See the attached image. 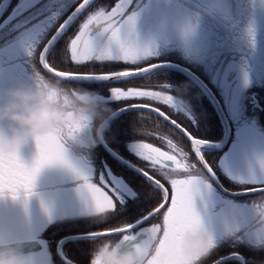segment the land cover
Masks as SVG:
<instances>
[{"label":"snow or ice","instance_id":"6c2138e0","mask_svg":"<svg viewBox=\"0 0 264 264\" xmlns=\"http://www.w3.org/2000/svg\"><path fill=\"white\" fill-rule=\"evenodd\" d=\"M264 2V0H262ZM75 3V0H17L9 11L10 0H0V89L14 84L30 83L37 76L46 78L36 69L32 59L38 47L44 42L47 33L54 26V22ZM94 0H82L71 15L60 24L59 28L44 43L39 53V63L50 74L48 79H62L64 84L92 90L86 85L95 84L97 87L110 81H122L133 75L145 77L156 73L160 65L152 63L147 68H141L133 74L129 71H117L107 74L78 73L57 70L53 63L49 62V56L53 62L59 60L82 66L86 62H124L125 64H140L151 60L156 53L148 47L137 44L131 39L135 29L136 12L134 0H119L111 10L100 6L87 16L80 24L78 33L72 38L66 49L56 50L55 46L65 33L70 24L85 9L92 5ZM129 11L130 6H133ZM7 13V14H6ZM6 14V15H5ZM186 30L191 31L193 24L186 21ZM250 41L254 39L253 29L248 28ZM7 64L18 68V71L5 77ZM54 73V76L51 74ZM168 89L165 83L162 86ZM99 94L103 102L109 107L112 102L134 98H149L162 101L174 109L177 113H184L186 117L195 123L194 118L186 109L177 108L172 95H164L160 91H147L139 88L111 87L109 94L105 96L98 90H92ZM143 105H129L121 108H111L115 119L111 122L110 135L114 141L119 142V125L123 118L133 110L142 109ZM158 113L164 120L169 117L159 109H151ZM138 116L143 120V115ZM171 123L180 129L191 141L192 150L199 158V163L204 171L196 169V165L188 163L187 153L180 150L183 159L177 155L163 151L149 143L130 140L127 147L131 154L146 162L148 167L157 175L162 176L171 186L165 187L159 179H156L149 171L126 161L127 168L147 182L151 193L162 202H159L147 212H141L140 206L145 198H149L148 190L143 184L134 180L118 176L104 163V171L99 174L100 186L92 182L96 173L94 165L88 163L83 157L69 153L63 141L55 136L37 137L35 155L31 163L26 164L18 154L12 156H0V198L5 196L12 200H21L27 205L29 198L37 195L34 192L36 180L42 170L50 167H62L70 171L73 176L82 180V185L77 189L85 201L91 202L88 211L89 218H96L103 223L109 215L119 216L126 222L122 227L112 229L113 233L122 234L120 241L129 249L136 248L138 238L151 232L156 234V239H149L146 248L137 252L140 264H189V261L181 255L180 247L183 237L203 228L210 241L208 256L221 247H227L232 251L220 255L214 264H264V230H257V224H264V161L261 162L259 175L248 177L229 176V179L238 186L239 191H230L219 180L217 172L205 160L202 154L204 141L195 138L188 130L181 128L175 121ZM75 129L70 128L69 132ZM150 134V133H143ZM167 145L176 150L177 145L171 139L161 136ZM105 151L117 159L123 160L118 150L111 147L108 137L103 145ZM105 173L107 179H105ZM183 174L182 178H178ZM255 187L248 188L246 186ZM259 193V203L246 202L241 206L236 197L246 196L249 193ZM162 213V223L145 227L147 221L158 213ZM132 212V216L125 213ZM162 233V238L158 234ZM100 232L88 233L89 239L95 240L101 236ZM2 239V238H0ZM245 247L250 252L260 255L248 256L238 249ZM154 252V255L152 254ZM151 255V259H146Z\"/></svg>","mask_w":264,"mask_h":264},{"label":"rangeland","instance_id":"374dc122","mask_svg":"<svg viewBox=\"0 0 264 264\" xmlns=\"http://www.w3.org/2000/svg\"><path fill=\"white\" fill-rule=\"evenodd\" d=\"M202 1L203 0H197L198 3H201ZM81 2L82 0L79 1L73 7V9H75ZM173 3V0H134L135 7L133 5L129 8L131 9L132 7H134V9H136L134 11L136 12L137 16L135 29L131 39H133L137 44L148 47L150 50L154 51L156 53V56L151 60L144 61L140 64H130V69L128 70H138L139 68L149 66L152 63H159L158 60L174 57L178 61L187 62L188 65H191L194 68L200 67L199 70L203 77H205L212 84H217L219 82V84L223 87L228 86L227 78L230 71L237 72V78L241 81L238 83L240 90H242L243 85H249L248 83H252V81H250L251 79L255 80L258 77H261L260 79H262V77H264V68H261L262 66L260 65L257 66L256 60H250L251 58H256L254 45H248L249 53L247 55L237 54L233 52L237 44L248 41V28L251 27L253 30L255 29V22H253L252 17H248V19H250L251 25H245V32L241 33L243 35V38H238V36H230L227 40V47L224 45L225 42L221 40L224 34L220 33L219 31H222L223 33L239 32V27H243L242 19H240V14H244L243 5L235 7V4L234 7L231 8L232 13L228 12L229 20H231L230 23L224 24V27L222 29L214 27L212 31L213 33L207 30L205 24H202L201 26H195L194 22H192L195 29V40L201 49V57L199 60L201 63L196 64L199 66L198 67L191 64V62H194L186 57L185 53L183 52V47L182 55H179L178 53L180 44H178L176 34L171 31V29L175 25H177L174 22V17H176V14L175 12H173ZM100 6L105 7L106 10H111V7L107 5V1L104 0L102 3H98V5H96L95 7L93 6V9L89 11V14H91ZM158 7L161 8L159 9ZM240 8L242 9V11ZM69 9L70 7L68 8V10ZM157 11L158 13H156ZM140 17H142L144 21L137 22ZM179 17H181V20L185 21L188 19V14L187 12L180 11ZM195 19L202 22H206L207 20V18L204 16V13L198 15L196 12ZM260 19H262L261 15ZM162 22L166 25V31H160L158 28V25H160ZM216 28L219 29V31H217ZM202 29L208 32L207 34H209L210 38L206 36L205 32ZM244 30L242 28V31ZM253 34L254 36H256V33ZM235 41V45L231 47L230 44ZM212 47L213 50L211 52L205 53L207 49H210ZM3 62L7 64L6 59H4ZM99 63L106 64L108 63V61ZM219 65L221 66L218 67ZM16 71H18V68L7 66L5 68V77L8 74ZM257 80H259V78ZM136 88H138V86ZM238 95L239 96L235 97V100L232 103V112L235 113L234 121L236 123V128H238L240 132L235 139L233 138V141L227 148V151H225L224 154L219 157L221 170L228 177H248L250 175H259L261 172V162L264 161V123L262 122V119L257 116V114L249 112L250 107L247 106V104H245L244 106L243 103L247 101L246 96L241 95L240 93ZM246 110L249 113H247ZM180 150L181 148L177 147L176 150L172 149L168 150V152L177 155L178 159H183L180 155ZM35 151L36 149L34 142H29L20 150L18 155L26 164H29L31 163L32 157L35 155ZM96 155L97 153L94 150L91 153L83 154L80 156L83 157L88 163L94 165V167L96 168V173L93 177L95 179L92 182L96 183L97 186H100L99 176L97 177V174L98 171H104V169L101 170L99 165L101 162L103 164H107V162L105 158L101 160ZM108 167L110 168V166ZM113 173L116 174L114 171ZM105 179H107L106 173ZM82 183V180L75 178L73 174L65 168H45L38 176L34 188V192H36L35 189L40 188V191H42L43 194H37L38 192H36L37 195L29 198L26 206L23 203L22 199L12 200L8 196L0 198V213L2 214L1 217H3L4 219H15L18 217L26 219L29 214L37 213V211L39 212V214L48 216L47 219H49V222L62 218H69L72 215L81 217V215L83 214L85 216H88L87 213L91 209V202L85 201V199L77 191ZM247 187L252 188L253 185H248ZM4 199H6L5 203L7 204H4L2 206L1 204ZM237 201L241 206H245L246 202H248H241L239 200ZM253 201L259 203V197L254 199ZM253 201H249V203H252ZM22 226L23 225L21 224V227ZM9 228V230L5 229L3 232L1 231L0 238L7 239L9 242L17 241V239L27 240L40 238L32 236L31 232L27 235L19 234L20 236L13 237L9 234L13 231H16V228L12 226ZM158 236L159 238H162V233L158 234ZM146 259H151V255H149ZM34 264H54V261L49 256H47L45 258L39 259V261Z\"/></svg>","mask_w":264,"mask_h":264},{"label":"trees","instance_id":"16d2710c","mask_svg":"<svg viewBox=\"0 0 264 264\" xmlns=\"http://www.w3.org/2000/svg\"><path fill=\"white\" fill-rule=\"evenodd\" d=\"M104 0H99L98 3H102ZM107 1V5L109 7H114L118 0H105ZM94 5V6H96ZM110 8V9H111ZM108 9V7H107ZM168 61H173L175 63L183 64L182 62L176 60L174 57L167 58ZM57 70L66 71V72H78V73H96V74H107L117 71H127L130 69V64L126 65L124 62H108L106 64L99 63L96 61H90L85 63L82 66L74 65L70 67L68 65H64L61 67L59 63H55ZM185 64V63H184ZM186 65V64H185ZM45 73V72H44ZM167 84L169 86L168 89H164L163 84ZM144 89L147 91H160L164 95L169 94L175 97L177 95V91L184 86H186L183 100L186 101V110L191 114L194 118L195 123L189 120L184 113H177L174 109L165 105L162 101L152 100L149 98L140 99H128V100H120L112 102L110 108H121L124 106L134 105V104H147L153 105L157 107L159 110H163L172 120L178 122L184 129L188 130L195 138H199L202 140H210L214 142H218L222 136L224 128H222L221 120L215 113L214 108L210 105L208 99L203 96L200 89L195 86L189 79L185 76H182L175 71L161 70V72H157L149 77H144L142 79L136 81L123 82L118 84H107L101 85L97 87V85H86V87H91L92 90H98L101 94L109 91L111 87H120L122 89L132 88ZM264 105V104H262ZM138 111L143 115V120H141L138 116ZM262 122L264 123V112L261 114ZM120 128V136L119 142L114 141L111 138L110 133H108V143L114 149L118 150L119 153L128 161H131L134 165H137L145 170L149 171L156 179H159L161 183L168 187L169 193L171 194V186L167 180H165L162 176L157 175L152 169H150L146 162L141 161L139 158L131 154L128 150V143L130 140H135L139 142L149 143L151 145L155 144L163 151L172 150L167 143L166 139H160L161 136L166 137L167 139H171L174 144L177 145L178 148L188 156V163L196 165V169H199L201 172L204 171L201 164L196 159L194 151H192V146L190 141L184 138L178 131L173 129L165 120H162L157 114L151 113L147 110H133L129 112L124 118L123 121L119 125ZM150 133V134H143ZM98 158L103 160L106 159L107 165L118 175L123 176L127 179L134 180L137 183H141L149 192V198H145L143 203L140 206L141 212H147L152 207H154L159 202H162V196L159 200L156 199L155 195L151 193V188L147 184V182L143 179V177L138 176L131 170H129L126 166L119 164L116 160H114L111 156H109L103 149L102 146L95 149ZM224 152H212V151H204V156L207 162L213 167V169L217 172L219 180L228 188L229 190L239 191L241 190V186L235 185L229 179V177L224 174L221 170L219 157H221ZM103 163L101 162L99 167L100 169H104ZM101 172V171H100ZM98 171V174H100ZM97 174V177L99 176ZM183 174L178 178H182ZM95 178H93L94 180ZM247 187V186H246ZM255 187V186H253ZM251 188V187H248ZM37 194H43L39 189H35ZM35 192V193H36ZM259 195L247 196L242 198H236L239 201H253L258 198ZM5 200L2 202V206L5 203ZM163 213V212H162ZM162 213L156 216L155 219L146 223L145 227H150L152 224L162 223ZM132 212L125 213V216L131 217ZM0 213V233L5 229L9 230V227L16 228V231L11 232L9 235L16 237L20 236L19 234L27 235L28 233H32V236H36V238L40 237L44 239L49 244V251L53 255L54 264H63L60 261L58 255H56V248L60 240L64 237L71 235H81L88 234L90 232H103V231H111L117 227H122L126 222L125 219H122L119 216L109 215V218L101 223L96 218H89V216L81 215L80 216H70L69 218H62L59 220L50 221L48 216L37 213L29 214L26 219L23 218H3ZM21 224L23 225L21 227ZM118 236H114L111 238H96L92 239H82L80 241H71L64 243L62 248L63 255L66 256L68 260L71 262L74 261L76 264H89L90 262V252L94 246V243L103 239H111L114 241L118 240ZM242 254H246L248 256L255 255L257 259H260V255L256 253H252L249 249L245 247H241L238 249ZM232 251V249L227 247H221L217 250H214L209 256H207L202 261L198 262V264H214L217 258L225 252ZM154 255V254H153Z\"/></svg>","mask_w":264,"mask_h":264},{"label":"clouds","instance_id":"9594fccd","mask_svg":"<svg viewBox=\"0 0 264 264\" xmlns=\"http://www.w3.org/2000/svg\"><path fill=\"white\" fill-rule=\"evenodd\" d=\"M166 31L165 23L158 25ZM172 32L182 42L186 57L199 62L201 49L195 40V29L186 30L184 23L175 25ZM247 37L248 31H247ZM234 51H239L235 48ZM186 86L177 91L174 104L186 109L183 95ZM115 119L113 110L103 102L98 93L64 84L62 79L37 76L30 83L14 84L0 89V156H12L20 152L37 137H59L66 150L76 156L93 152L105 144ZM75 129L70 133L69 129ZM264 230V224H257ZM156 239L148 232L138 238L136 248L129 249L124 243L103 239L94 243L89 264H140L138 250L146 248V242ZM181 255L189 264H198L210 252V241L203 228L186 234L181 242ZM0 264H34L33 258L0 239Z\"/></svg>","mask_w":264,"mask_h":264},{"label":"flooded vegetation","instance_id":"af4514ba","mask_svg":"<svg viewBox=\"0 0 264 264\" xmlns=\"http://www.w3.org/2000/svg\"><path fill=\"white\" fill-rule=\"evenodd\" d=\"M79 1H81V0H75V3H73L70 6V9L69 10L67 9V11H65L58 18V20L54 22V26L45 36L44 42L41 43V45L38 47L36 55L33 58H31L32 63L34 64L36 69L38 71H40L41 74H44V76L46 78H50V76L46 73V71L43 70L42 66L39 63V53L42 50L44 43H46L47 40L51 38V36L59 28L60 24H62L67 19V17L72 13V11L74 10L73 7ZM173 1H174L173 12H175V14H176V17H174V22L176 24H181V23L186 22V21L191 22V23L194 22L195 26H198V25L201 26L202 24H205L207 30L211 33H213L212 31H213L214 27L222 29L224 27V24L230 23L231 20H229V17H228L229 13L228 12L232 13L231 8L234 7L235 4H236L235 7L243 5L244 14L243 13L240 14V19H242V26L243 27H239V30H240L239 32H229V33L224 32L223 33L222 31H219V29H217V28H216V30L219 31L220 33L224 34L222 36L221 40L225 42L224 45L227 47V44H228L227 40L229 39L230 36H232V37L238 36V38H243V35L241 33L245 32V30H244L245 25H251L250 19H248V17H252L253 22H255V25H254L255 29L253 30V33H256V36H254V39L251 41H250V39H248V41H244V39H243V41H244L243 43L241 42L235 46V48H237V47L239 48V51L238 52L233 51V52H235L237 54L247 55L249 53L248 45H250V46L254 45L255 51H256V58H251L250 60H253V59L256 60V62H257L256 65L257 66L260 65V66H262L261 68H264V51H263V49H264V32H263L264 31V2H262V0H203L201 3H198L197 0H173ZM16 2H17V0H11L10 1V5H9V9H8L9 11L11 10V7H13L16 4ZM42 2H47V0H42ZM118 2H119V0H118ZM158 8L160 9L161 7H158ZM158 8H156V9H158ZM134 10H136V9H134ZM129 11H131V9H129ZM180 11L187 12V14H188L187 20H185V21L181 20V17H179ZM194 11L198 15H200L201 13H204V16L207 18L206 22L196 20ZM241 11H242V9H241ZM89 13L90 12L83 14V17H81L76 23H74L72 25V29L65 36H63L62 40L55 46L57 51L67 48V45L69 44L70 40L72 38H74V36L78 33L80 24L87 18ZM153 13H155V12H153ZM156 13H158V11ZM260 15H261L262 19H260ZM2 19H3V17H1V20ZM142 21H144L142 19V17H140L137 20V22H142ZM242 28L244 31H242ZM202 30L205 32L206 36L209 37V34H207L208 32H206L204 29H202ZM177 40H178V44H180V48H179L178 53H179V55H182V42L178 36H177ZM3 43H4L3 41H0V45H2ZM235 43H236V41L232 42L230 44V46L233 47L235 45ZM212 50H213V47L210 49H207L205 53H209ZM159 61L160 60H158V62ZM49 62L53 63L54 67H56L55 63H59V65L61 67L63 66V64L65 66L68 65L70 67H73L75 65V64L71 63L70 58L67 62H61L59 60L53 62V58L51 55L49 56ZM182 63H185L186 65H188V63L185 61H182ZM200 63H201L200 61L194 62V63L191 62V64L195 65V66H198L196 64H200ZM3 64H4L5 68L7 66H9V65L5 64L4 62H3ZM188 66H189L190 70L194 71L197 75H199L203 80H205L207 82V85L210 86V88L213 91V93L215 94V96L218 97L220 103L222 104V107H224V110L226 112V116L229 118L230 125L232 128V137H231V141H230L229 145L233 141V138L235 139L236 136L238 135V133L240 132L239 129L236 128V123L234 121L235 120V113L232 112V107H233L232 103L234 102L235 97L239 96L238 95L239 93L241 95L246 96L247 101L243 104H244V106H245V104H247V106L250 107L249 112L255 113V114H257V116H259L261 118V114H262V112H264V105H262V104H264V77H262V79H260L261 77H258L259 80H257L258 78H256L255 80L251 79L250 81H252V83H248L249 85H243L242 90H240L238 83L241 81L237 78V74H236L237 72L236 71H230V72H234L236 74L237 79H234L231 82H229L227 79V83H228L227 85L228 86H226L227 87V91H226V87L221 86L219 84V82L217 84H212L205 77H203V75L200 73V70H199L200 67L199 66H198L199 68H197V67L194 68L191 65H188ZM220 66L221 65H219L218 67H220ZM103 94L105 96H107L109 94V91L106 93H103ZM137 99L140 100V99H145V98H137ZM141 104H143V103H141ZM141 104H134V105H141ZM143 105H147V104H143ZM147 106L151 107L153 105L151 104V105H147ZM153 107H155V106H153ZM155 108H157V107H155ZM249 112L247 111V113H249ZM223 135H224V131H223ZM222 138H223V136H222ZM222 138L219 141H221ZM153 145L157 146L155 144H153ZM229 145H228V147H229ZM227 148L225 149V151H227ZM225 151H223V152H225ZM116 236L119 237L117 241L122 239V235H116ZM108 238H111V237H108ZM44 245H46L45 250L42 254L39 255V257L31 256L33 258L34 263L39 261V259H42L43 257L45 258L47 256H49L53 260V255L49 251V247H50L49 244L45 243ZM58 245L56 248V255H58L57 254ZM63 246H62V248H63ZM62 254H63V252H62ZM152 254H154V252ZM58 257H59V255H58ZM59 259H60V257H59ZM60 261H62V260L60 259ZM72 262H74V261H72ZM62 263H63V261H62ZM63 264H65V263H63Z\"/></svg>","mask_w":264,"mask_h":264},{"label":"water","instance_id":"95a60500","mask_svg":"<svg viewBox=\"0 0 264 264\" xmlns=\"http://www.w3.org/2000/svg\"><path fill=\"white\" fill-rule=\"evenodd\" d=\"M11 1V0H10ZM99 0H94V3L90 6H88L84 12H82L71 24L70 26L67 28V30L65 31V33L62 35L65 36L71 29H72V25L74 23H76L81 17H83V14L85 12H87L88 10H90L91 8H93V6L98 2ZM75 10V9H74ZM73 10V11H74ZM72 11V12H73ZM72 14V13H71ZM70 14V15H71ZM0 20H1V17H0ZM62 37L59 38L57 44L62 40ZM56 44V45H57ZM158 65H160L159 68H157L156 70V73L157 72H161V70H168V71H175L176 73L182 75V76H185L187 79H189L193 84H195V86H197L201 93L203 94L204 97H206L210 103V105L214 108L215 110V113L216 115L218 116V118H220L221 120V124H222V128H224V135H223V138L221 141H218V142H213V141H205V140H202L204 141V145L201 149L202 151V154L204 156V151H212V152H215V153H218V152H223L225 151V149L228 147L230 141H231V137H232V128H231V125H230V121H229V118L226 116V112L224 110V107H222V104L220 103L219 99L217 96H215V94L213 93V91L211 90L210 86H208L205 81L199 76L197 75L194 71H191L190 69H188L187 67H185L184 65H179L175 62H160V63H156ZM151 65V64H150ZM149 65V66H150ZM149 66H145L143 68H147ZM141 69V68H139ZM44 70V69H43ZM45 71V70H44ZM129 72L135 74L138 72V70H128ZM47 73V72H46ZM48 74V73H47ZM230 75L228 76V81L231 82L234 80V78L236 77V74L235 73H229ZM50 76V74H48ZM51 76H54V73L51 74ZM145 76H142V75H133L132 77L128 78V79H125V80H122V81H110L104 85H107V84H118V83H123V82H129V81H136V80H139L141 78H144ZM91 85H95V84H91ZM143 105V104H141ZM145 107L142 108V110H147L149 112L152 113L151 109H157L153 106H147V105H143ZM141 110V109H140ZM161 111V110H160ZM163 111V110H162ZM164 112V111H163ZM155 114L158 115V113L156 112H153ZM165 113V112H164ZM166 114V113H165ZM167 115V114H166ZM159 116V115H158ZM168 116V115H167ZM160 117V116H159ZM169 117V116H168ZM162 120H164L163 117H160ZM171 118L169 117V120H165L173 129H175L176 131H178L184 138H186L188 141H190L188 139L187 136L184 135L183 132L180 131L179 128H177L175 125H173L171 123ZM178 123V122H177ZM179 124V123H178ZM180 125V124H179ZM181 126V125H180ZM181 128H183L181 126ZM191 143V141H190ZM103 149H104V146L102 145ZM105 151V149H104ZM193 151V150H192ZM109 156H111L114 160H116L119 164L121 165H124L127 167V164L125 163L126 161H128L127 159H125L123 156V160H120V159H117L115 157H113L111 155L110 152L108 151H105ZM195 154V153H194ZM196 156V155H195ZM205 157V156H204ZM196 159L198 160L199 162V158L196 156ZM206 160V159H205ZM209 163V162H208ZM133 164V163H132ZM202 166V165H201ZM203 167V166H202ZM129 169V168H128ZM131 170V169H129ZM132 171V170H131ZM133 172V171H132ZM220 183L226 188V186L220 181ZM167 187V186H165ZM230 191H233V190H230ZM170 195V194H169ZM253 195H260L259 193H256V192H252V193H249L248 195L246 196H240V197H236V198H242V197H247V196H253ZM164 210L162 209L161 210V213L163 212ZM160 213H158L156 216H158ZM153 217L151 220L155 219L156 218ZM149 220V221H151ZM147 221V222H149ZM146 222V223H147ZM102 233L101 236L97 237V238H108V237H114L116 235H122V234H118V233H113L112 231H103V232H100ZM82 239H89L88 237V234H81V235H71V236H67V237H64L60 240V242L58 243V250H57V254L59 255L60 259L63 261V263L65 264H76L74 262H71L69 261L63 254H62V246L64 245V243L66 242H71V241H80ZM46 242L41 239V238H38V239H27V240H19L17 239V241L15 242H11L10 245L13 246V247H16L18 248L21 252H23L24 254L26 255H29V256H34V257H39L40 254H42L45 250V247L46 245H44ZM44 258V257H43Z\"/></svg>","mask_w":264,"mask_h":264},{"label":"bare ground","instance_id":"6f19581e","mask_svg":"<svg viewBox=\"0 0 264 264\" xmlns=\"http://www.w3.org/2000/svg\"><path fill=\"white\" fill-rule=\"evenodd\" d=\"M81 3H82V2H81ZM95 5H96V4H95ZM94 7H95V6H94ZM91 9H93V8H91ZM91 9H90V10H91ZM90 10H88L87 12H89ZM87 12H85V13H87ZM85 13H84V14H85ZM160 62H170V61H168V60H166V59H161V60L159 61V63H160ZM171 62H173V61H171ZM177 64H179V65H184L185 67H187V68L189 69V66H188V65H185L184 63H183V64L177 63ZM191 71H192V70H191ZM230 73H234V72H230ZM228 74H229V73H228ZM229 75H230V74H229ZM229 75H228V76H229ZM234 79H236V77H235ZM204 81H205V80H204ZM205 83L207 84L206 81H205Z\"/></svg>","mask_w":264,"mask_h":264}]
</instances>
